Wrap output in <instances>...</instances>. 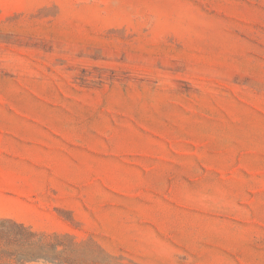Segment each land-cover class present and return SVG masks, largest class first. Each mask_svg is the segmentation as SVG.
I'll return each instance as SVG.
<instances>
[{"label":"rangeland","instance_id":"1","mask_svg":"<svg viewBox=\"0 0 264 264\" xmlns=\"http://www.w3.org/2000/svg\"><path fill=\"white\" fill-rule=\"evenodd\" d=\"M0 218L23 264H264V0H0Z\"/></svg>","mask_w":264,"mask_h":264},{"label":"trees","instance_id":"2","mask_svg":"<svg viewBox=\"0 0 264 264\" xmlns=\"http://www.w3.org/2000/svg\"><path fill=\"white\" fill-rule=\"evenodd\" d=\"M17 229V231H14ZM25 236H38L36 233L28 230L22 224L16 223L14 220L7 218H0V244L6 242V246H0V264H23V262L34 259L31 253H17L9 250L8 245L13 242L15 238L22 239ZM24 245L29 247V252L33 251L37 246L34 242H24ZM39 248V247H38Z\"/></svg>","mask_w":264,"mask_h":264}]
</instances>
